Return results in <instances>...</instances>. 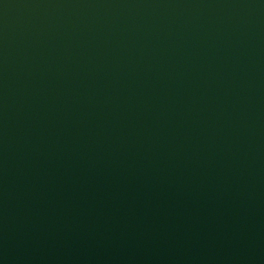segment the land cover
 Returning <instances> with one entry per match:
<instances>
[{"label":"water","instance_id":"obj_1","mask_svg":"<svg viewBox=\"0 0 264 264\" xmlns=\"http://www.w3.org/2000/svg\"><path fill=\"white\" fill-rule=\"evenodd\" d=\"M0 264H264V0H0Z\"/></svg>","mask_w":264,"mask_h":264}]
</instances>
